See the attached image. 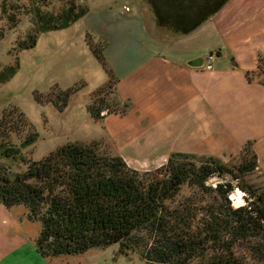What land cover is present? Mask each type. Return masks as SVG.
Listing matches in <instances>:
<instances>
[{
    "label": "trees",
    "instance_id": "obj_1",
    "mask_svg": "<svg viewBox=\"0 0 264 264\" xmlns=\"http://www.w3.org/2000/svg\"><path fill=\"white\" fill-rule=\"evenodd\" d=\"M171 1L178 8L189 9L190 14L186 19L176 15L175 21L166 17L163 25L184 34L226 0ZM41 6L38 0H31L26 8L6 0L0 3V17L8 29L15 26L21 12L31 16L33 30L16 42L17 50L32 47L42 32L68 27L88 10L69 5L53 14ZM190 15L194 19L188 23ZM87 45L108 75L104 85L91 93L87 112L94 120L108 112L123 113L127 102L106 101L108 89L115 94L116 78L105 65L101 47ZM17 66L15 60L1 69L0 82L10 78ZM251 74H244L248 81ZM67 97V91H60L50 100L61 109ZM9 114L0 118V158H14L21 147L37 139V132L31 130L20 144L11 143V133L21 132L27 122L22 112ZM241 150L248 158L235 169L248 173L256 167V155L250 141ZM225 175L238 178L212 155L196 158L171 152L158 169L139 172L118 155L98 154L94 144L66 142L37 160H27L26 168L15 174H9L0 163V204L7 209L22 204L27 217L39 222L34 245L44 258L117 244L119 252L136 253L146 264H264V191L239 184L248 196L244 203L233 206L230 180L207 182ZM184 188L189 193L182 194ZM242 243L255 255L254 262L238 254L236 248Z\"/></svg>",
    "mask_w": 264,
    "mask_h": 264
},
{
    "label": "crops",
    "instance_id": "obj_2",
    "mask_svg": "<svg viewBox=\"0 0 264 264\" xmlns=\"http://www.w3.org/2000/svg\"><path fill=\"white\" fill-rule=\"evenodd\" d=\"M138 3L118 9L104 0L78 19L85 34L101 43L105 65L116 78L117 101L128 103L123 113L91 118L102 125L113 153L123 160L138 154L149 162L167 144L170 151L177 147L187 153L201 137L222 138L218 142L228 151L250 141L255 169L264 174V82L244 75L264 69V0H226L193 30L170 39L152 33ZM211 51L216 58L205 69L204 57ZM197 57H202L200 66L188 64ZM13 209L0 204V230L15 236L10 240L0 233V264L23 256L28 245L17 222L29 220ZM27 251L49 264L34 242Z\"/></svg>",
    "mask_w": 264,
    "mask_h": 264
},
{
    "label": "rangeland",
    "instance_id": "obj_3",
    "mask_svg": "<svg viewBox=\"0 0 264 264\" xmlns=\"http://www.w3.org/2000/svg\"><path fill=\"white\" fill-rule=\"evenodd\" d=\"M2 1L0 0V3ZM6 1L26 8L31 0ZM108 2H110L108 5L118 9L122 4L134 9L139 2L152 33L167 36L169 39L174 34L180 33H175L172 28L163 25L166 17L175 21L176 15L178 17L183 14L182 17L186 19V16L190 14L189 9L178 8L175 6L176 2L171 0H108ZM38 3L42 5L44 11L56 14L69 5L84 6L87 9L96 10L101 3H104V0H38ZM193 19L190 15L186 22L190 23ZM7 24L5 19L0 17V33H2L0 37V70L13 65L15 60L18 62V66L10 78L0 82V118L4 113L9 114L12 111L23 113L27 126L21 132L10 135V142L15 145L20 144L31 130L37 132L35 142L29 146L21 147L14 158H0V163L6 167L9 174L23 171L26 168L27 160H37L66 142L94 144L98 154L117 155L113 153L115 149L110 139L106 136L102 137L103 127L100 122L92 120L86 112L91 93L104 85L106 82L104 80L108 79V75L104 74V69L89 50L87 42L97 45L98 49H100L101 43L95 41L89 34H85L84 21L80 19L64 29L42 32L37 36L36 43L32 47L21 50H17L15 44L32 32L33 23L30 14L21 12L12 29H8ZM187 25L184 24V26ZM251 76L254 80L263 81L264 69L253 71ZM111 90H107L106 101L116 98ZM60 91L68 93L65 107L61 109L50 100ZM219 139L222 140V138L212 140L201 137L188 148L187 153L196 158L212 155L237 173V179H232L229 175H225L223 178L213 176L207 182L213 184L216 180H230L234 189L230 193L229 199L233 206H238L244 203V197L248 196L240 189L239 184L251 185L256 190L264 191V174L260 168L248 173H238L235 168L243 159L248 158L241 150L243 146L241 149L237 147L233 151H228L218 142ZM176 148L174 147L170 151L167 144L166 150L156 153L153 160L149 162L146 159H140L138 154H130L134 158L131 159L127 156L124 161L130 168L139 172L153 171L165 163L167 156L171 152L177 151ZM184 152L186 153V151ZM198 161L200 159L195 160V162ZM189 191L188 188H184L182 194L189 193ZM13 208L14 213L29 221H25L21 225L17 222L20 230L23 229L27 234L28 245L24 247L26 252L23 256L10 259L11 264H42L34 253L27 251L33 248L34 239L39 231V222L27 217L28 210L24 205L18 204ZM2 231L5 233V237L11 236L10 240H14L15 236L11 231H8L7 228L0 230V233ZM236 249L241 257L246 258L247 262H254L255 255L248 249L247 243L239 244ZM47 258L49 264H146L136 253L123 254L119 252L117 244L91 247L82 253Z\"/></svg>",
    "mask_w": 264,
    "mask_h": 264
},
{
    "label": "built area",
    "instance_id": "obj_4",
    "mask_svg": "<svg viewBox=\"0 0 264 264\" xmlns=\"http://www.w3.org/2000/svg\"><path fill=\"white\" fill-rule=\"evenodd\" d=\"M125 10H128L127 7L124 8ZM214 58H216V51H211L209 53H207L204 57V64L203 66L205 67V69H211L212 68V64H213V60ZM102 113H104V111L102 110Z\"/></svg>",
    "mask_w": 264,
    "mask_h": 264
},
{
    "label": "water",
    "instance_id": "obj_5",
    "mask_svg": "<svg viewBox=\"0 0 264 264\" xmlns=\"http://www.w3.org/2000/svg\"><path fill=\"white\" fill-rule=\"evenodd\" d=\"M189 65L200 66L202 64V57H197L188 61Z\"/></svg>",
    "mask_w": 264,
    "mask_h": 264
}]
</instances>
